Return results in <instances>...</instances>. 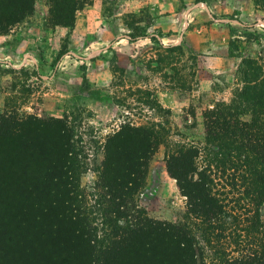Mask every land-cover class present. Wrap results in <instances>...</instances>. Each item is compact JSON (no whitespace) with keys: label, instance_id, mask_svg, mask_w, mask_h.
Listing matches in <instances>:
<instances>
[{"label":"rangeland","instance_id":"374dc122","mask_svg":"<svg viewBox=\"0 0 264 264\" xmlns=\"http://www.w3.org/2000/svg\"><path fill=\"white\" fill-rule=\"evenodd\" d=\"M4 14L14 22L0 25V119L64 123L71 162L80 159L74 227L88 233L95 253L112 249L113 236L140 219L191 225L166 172V147H203L202 113L239 89L242 58L264 71L263 0H0ZM125 124L152 129L163 144L142 185L124 202L109 201L99 183L102 146ZM40 137L38 157L54 154L56 130ZM23 138L32 151L35 127ZM10 195L19 193H0V216ZM148 236L151 247H136L135 259L126 256L133 247L122 246L123 264H157L159 241Z\"/></svg>","mask_w":264,"mask_h":264},{"label":"trees","instance_id":"16d2710c","mask_svg":"<svg viewBox=\"0 0 264 264\" xmlns=\"http://www.w3.org/2000/svg\"><path fill=\"white\" fill-rule=\"evenodd\" d=\"M13 22L0 17V25ZM237 72L241 86L229 102L202 113L203 147H166V172L194 222L140 219L124 237L113 236L112 249L100 255L88 233L79 224L74 227L73 174L80 159L71 162L64 123L2 117L0 193L11 189L19 195L9 196L12 205L0 216V229L6 230L0 233V264H123L122 246L133 247L126 256L135 259V249L151 247L149 234L159 241L157 264H264V71L245 57ZM31 126L38 140L27 152L29 141L23 137ZM52 128L58 134L56 150L38 157L41 133ZM161 144L152 129L130 124L105 139L98 171L109 201L124 202L142 185Z\"/></svg>","mask_w":264,"mask_h":264}]
</instances>
